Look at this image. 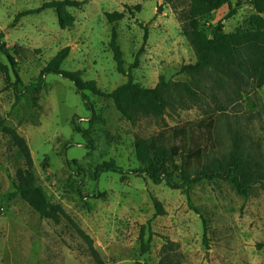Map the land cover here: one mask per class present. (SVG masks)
I'll use <instances>...</instances> for the list:
<instances>
[{
  "label": "rangeland",
  "instance_id": "rangeland-1",
  "mask_svg": "<svg viewBox=\"0 0 264 264\" xmlns=\"http://www.w3.org/2000/svg\"><path fill=\"white\" fill-rule=\"evenodd\" d=\"M52 1L62 0H0L2 41L17 72L0 52V264H264V185L251 184L244 197L232 177L202 179L188 186L186 196L131 173L144 166L136 154L138 139L175 144L180 166V137L173 128H183L190 151L182 169L189 177L203 168H227L231 161L247 182L264 174V87L257 86V56L238 60L245 81L236 88L213 68L202 76L178 74L196 59L181 30L188 0H72L80 5L43 9L13 23L19 12ZM238 1L230 0L236 13L222 22L226 33L253 27V8L247 0L236 6ZM114 11L124 17L109 22L105 13ZM227 11L224 6L200 23L207 28ZM113 30L124 68L138 58L130 72L135 83L187 85L164 93L163 113H138L131 123L111 98L84 90L90 113L75 84L54 73L44 75L39 87V73L65 46L70 52L62 70L80 71L83 82H94L102 92L124 84L127 75L117 72L109 47ZM4 128L25 140L36 185L70 220L41 219L20 196L4 201L14 190L16 171L27 168ZM104 164L123 173L103 170ZM142 227L148 248L141 255Z\"/></svg>",
  "mask_w": 264,
  "mask_h": 264
},
{
  "label": "trees",
  "instance_id": "trees-1",
  "mask_svg": "<svg viewBox=\"0 0 264 264\" xmlns=\"http://www.w3.org/2000/svg\"><path fill=\"white\" fill-rule=\"evenodd\" d=\"M241 2L242 0L238 1L236 6H239ZM247 4L254 10L250 18L253 27L249 30H237L226 33L223 30L222 22L231 18L236 13V7L231 6L230 0H188V9L183 12L180 17L181 30L194 50L196 59L193 63L182 65L178 74L202 76L206 69L213 68L219 72L222 79L229 87L236 88L240 87L245 81V73L238 60L245 56L255 55L258 59L257 86L264 87V0H247ZM79 5V2L72 0L44 3L39 8L19 12L15 16L13 23H16L23 16L38 13L43 9L56 8V10L59 9L60 11L64 6L77 7ZM224 6L228 7V11L222 19L215 23H210L207 28L201 25V19ZM105 16L109 22H114L123 19L124 12H106ZM13 23L12 25H14ZM2 37L3 34L0 32V52L9 61L14 75L17 76L16 62L10 55V51L5 43L2 41ZM144 37H146V35ZM109 47L116 64L117 72L127 75V81L114 90L108 93L102 92L97 88L94 82H83L80 78V71L68 72L62 70V63L67 59L70 52L69 46H65L58 50L49 60L48 64L41 70L39 73V87L42 86L41 81L44 75L48 73L61 75L63 78L71 80L75 84L77 91L81 93L86 109L90 111V113H93L94 110L87 95L83 93L84 90H90L93 94L101 97L111 98L118 111L131 123L135 122L138 113H163L166 106L164 93L168 91L171 86L187 88L184 82H171L164 81L163 79L153 88L140 86L132 80L130 73L131 70L137 66L136 62L138 58H135V61L128 67V70L124 68L123 54L116 42L114 30L111 33ZM0 67L4 68L1 64ZM73 129L76 133L86 137L82 127L74 125ZM3 131L9 135L10 141L21 149L27 164L26 169H19L16 171L14 190L4 196V201L8 203L15 197L20 196L39 214L41 219L52 220L55 223H59L62 217L70 220L64 210L59 206L52 205L43 191L36 185L35 176L32 172L31 154L25 140L14 130L4 128ZM173 131L174 134L180 137L178 146L181 155V165L177 166L176 164L175 155L178 151L175 150V144L163 145L155 138L138 139L135 144L136 154L139 161L144 166L139 169H133L131 172L132 174L144 175L153 184L164 182L168 188L181 190L186 196H188V186L202 179H227L232 177L233 184L238 194L244 197L247 196L251 184L261 183V185H264V174H258L252 182L245 181L235 161H231L227 168H224L222 165L212 169L203 168L202 170L196 171L193 177H189L182 169L184 166V155L190 151V145L185 141L186 131L183 128H173ZM189 139L191 140V136H189ZM101 168L106 171L123 173L108 164H104ZM178 169H180V182L174 180V174ZM154 207L156 214H160L162 211L161 204L155 201ZM1 209L2 207L0 206V210ZM201 220L205 231L206 221L204 217H201ZM143 227L140 233L141 255L144 254L148 248V243L143 242ZM77 230L81 236L90 241L84 232L80 229Z\"/></svg>",
  "mask_w": 264,
  "mask_h": 264
}]
</instances>
